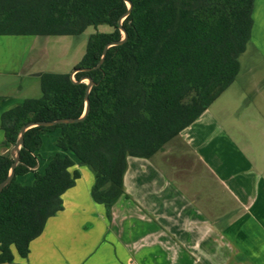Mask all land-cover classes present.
<instances>
[{"label":"trees","instance_id":"16d2710c","mask_svg":"<svg viewBox=\"0 0 264 264\" xmlns=\"http://www.w3.org/2000/svg\"><path fill=\"white\" fill-rule=\"evenodd\" d=\"M0 0V35L81 36L91 27L110 32L89 35L72 72H42L39 98L2 114L6 145L33 122L80 118L90 78V111L75 123L35 126L24 134L15 177L0 193V264L25 259L49 219L64 209L63 195L81 177L78 162L95 182L94 201L112 206L125 194L128 158H151L192 125L233 84L253 28L256 0ZM81 81V82H80ZM59 131L58 152L37 171L43 138ZM10 153L0 155V183L11 170ZM33 173L24 185L19 176Z\"/></svg>","mask_w":264,"mask_h":264},{"label":"crops","instance_id":"0c3cea01","mask_svg":"<svg viewBox=\"0 0 264 264\" xmlns=\"http://www.w3.org/2000/svg\"><path fill=\"white\" fill-rule=\"evenodd\" d=\"M252 17L233 84L154 156L128 158L125 194L109 213L92 198L93 173L77 162L81 177L63 195L64 209L31 242L27 258L13 249L16 263L264 264V0L255 1ZM5 39L17 45V61L0 74L21 76L39 37ZM7 86L0 83V155L12 148L2 114L27 99L8 95ZM40 158L43 173L48 162L41 170ZM29 176L17 181L30 185Z\"/></svg>","mask_w":264,"mask_h":264},{"label":"rangeland","instance_id":"374dc122","mask_svg":"<svg viewBox=\"0 0 264 264\" xmlns=\"http://www.w3.org/2000/svg\"><path fill=\"white\" fill-rule=\"evenodd\" d=\"M112 28L102 24L97 27H89L81 36H58V37H39L38 42L34 45L33 51L27 54V63L24 67V73L21 76L8 74L7 72L0 74V83H7L6 92L8 95H21L26 98H39L42 95L40 78L30 76L27 71L32 72L35 69H41L44 72L67 73L72 72L74 65L79 62L85 53L86 42L89 35L96 32H110ZM9 39L0 41V67L4 71L14 68L16 44ZM14 43V41H13ZM85 82H88L85 80ZM24 86L20 92L16 86ZM18 93V94H16ZM59 131L55 134L45 135L44 144L40 151V169L48 162V159L54 151L57 150L56 139ZM32 178L33 176H29ZM27 180L22 178L24 183Z\"/></svg>","mask_w":264,"mask_h":264},{"label":"water","instance_id":"95a60500","mask_svg":"<svg viewBox=\"0 0 264 264\" xmlns=\"http://www.w3.org/2000/svg\"><path fill=\"white\" fill-rule=\"evenodd\" d=\"M126 1L128 3V12L125 13L124 16L119 21V25H120V28H121V31H122V34H123L122 39L119 40V41H115V42L109 43L104 48L103 55H102V58L99 61V63L94 68L84 69L85 71H89V70H92V69H98V68H100L101 65H102V63L104 62V59H105L107 50L110 47H112V46H116V45L123 44L126 41V39H127V32L122 27V23H123V20L130 14V11H131V8H132V3L130 1H128V0H126ZM78 71L79 70H77V69L76 70H73L72 71V77ZM85 80L88 81V82H86L88 86H87L86 95H85V111H84L83 116H81L80 118L58 119V120L50 121V122H33V123H29V124H27V125H25V126H23L21 128V130H20V132L18 134L17 141H16L15 145H13L12 148H11V150H10V157L13 159V164L11 166V170H10L9 175L7 176V178L3 182L0 183V193L2 192V190L7 185H9L12 182L13 178L15 177V168L17 167V165L19 163L20 150L24 146V134H25V132L28 129H30L32 127H35V126H55V125L64 124V123H75V122H79V121L83 120L87 116V114L90 111L89 93H90V90H91V88H92V86H93L94 83H93V81L90 78H84V79H82V81H85Z\"/></svg>","mask_w":264,"mask_h":264}]
</instances>
